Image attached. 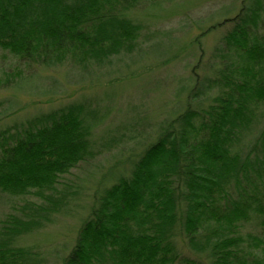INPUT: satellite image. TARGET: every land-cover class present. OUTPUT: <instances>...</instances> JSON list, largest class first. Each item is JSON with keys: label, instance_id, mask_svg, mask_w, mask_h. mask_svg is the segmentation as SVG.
<instances>
[{"label": "trees", "instance_id": "1", "mask_svg": "<svg viewBox=\"0 0 264 264\" xmlns=\"http://www.w3.org/2000/svg\"><path fill=\"white\" fill-rule=\"evenodd\" d=\"M172 1L0 0V50L16 65L0 88L56 95L62 81L24 86L56 70L69 87L137 76L174 45L169 32L146 33L163 9L187 8H167ZM228 17L208 29L232 27L212 61L191 71L161 121L133 106L134 117L107 127L118 109L106 92L0 126V192L34 198L0 221V264H49L26 239L81 210L62 264H264V0H243ZM18 107V99L0 101V123ZM128 143L132 152L102 177L64 183Z\"/></svg>", "mask_w": 264, "mask_h": 264}, {"label": "rangeland", "instance_id": "2", "mask_svg": "<svg viewBox=\"0 0 264 264\" xmlns=\"http://www.w3.org/2000/svg\"><path fill=\"white\" fill-rule=\"evenodd\" d=\"M242 1L173 0L168 2L169 4L165 5L167 8H169L168 5L178 6L181 3H185L187 8L173 9L171 11L163 9L156 17L157 24L148 29L146 33H153L158 29L169 32L174 38V45L170 51L166 52L164 57L155 58L153 56L149 63L146 64V68L143 69L144 66L141 67L138 70L139 74L132 78L123 80L119 78V81L113 83L108 81V83L100 85L88 86L83 84L69 87V84L65 85L63 83V71L56 70L41 72L43 75L42 79L35 77L24 84L26 89L28 87L41 89L45 87L44 85H50L54 79L62 81L61 83L66 90L56 95L42 94L40 91H35L33 94L24 91L19 93L12 89L0 88V101H4L7 98L18 99V108L20 109L18 113L4 118L0 126L10 123L11 120L19 116L26 117V115H35L39 111H48L53 107L78 99L84 95L102 96L106 92L112 95L115 94V106L118 111L120 110V112L115 111L112 122L107 123V127L110 126L111 129H115L117 126L122 125L123 122L130 120L136 115L137 111L152 116L155 122L165 119L168 117V112L172 111L173 106L176 105L179 99L176 96L177 88L185 84V79L192 73V70L201 73L203 71L202 68L206 69V63L212 61V53L215 47L232 27L231 25H226L216 30L208 29L216 26L219 22H224V19L228 16L234 17L238 13ZM230 9L232 10L227 15L226 13ZM148 40L154 42L157 37L149 35ZM180 49H182V52L178 54V59L171 60V57L176 55L175 53H178ZM10 56L0 50V78H5L9 73L10 67H16V65H13L15 62H12V57ZM200 57L202 61L198 62ZM184 80L185 82H183ZM133 106L142 107L137 111L134 110L135 112H129V108ZM137 130L144 134L151 131L150 127L145 126L139 127ZM125 133L127 137L124 138V142L135 134L130 130ZM143 138L144 136L141 137V139ZM133 146L134 143L122 146L121 149H124V152H120L121 149L117 147H111L108 153L99 156L96 161L82 164L74 169L70 175L64 176V183H74L75 181L82 183L80 179L85 178L90 173H96L95 176L98 175V178H100L102 173H106L113 165L126 158V156L123 158V153L130 154L132 152L131 149L134 148ZM88 186L86 193L92 194L94 191L93 184L89 183ZM30 199L34 198L32 196L13 198L0 192V221L6 217L13 207L20 206ZM86 200L88 199L86 198L83 201ZM82 212L83 210H81V214H74V216L58 217L53 226L30 235L26 239L25 244L39 246L42 254L48 255L46 258L49 264H62L61 258L66 253L65 249H70L77 237ZM248 231L254 232L251 226ZM59 256L60 258L56 260Z\"/></svg>", "mask_w": 264, "mask_h": 264}]
</instances>
